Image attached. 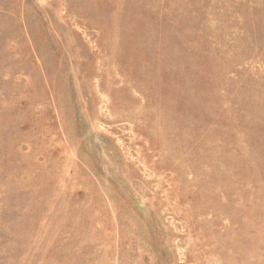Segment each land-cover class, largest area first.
Wrapping results in <instances>:
<instances>
[{"label":"rangeland","instance_id":"rangeland-1","mask_svg":"<svg viewBox=\"0 0 264 264\" xmlns=\"http://www.w3.org/2000/svg\"><path fill=\"white\" fill-rule=\"evenodd\" d=\"M0 264H264V0H0Z\"/></svg>","mask_w":264,"mask_h":264}]
</instances>
